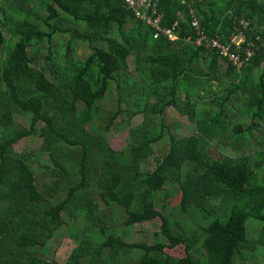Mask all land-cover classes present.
I'll return each mask as SVG.
<instances>
[{"label": "trees", "instance_id": "trees-1", "mask_svg": "<svg viewBox=\"0 0 264 264\" xmlns=\"http://www.w3.org/2000/svg\"><path fill=\"white\" fill-rule=\"evenodd\" d=\"M15 3L33 5L45 15L30 11L34 20L26 15L11 21L10 32L16 41L2 66L0 264H59L34 254L64 225L63 213L86 219L80 242L64 264H120L118 258L135 251V264H242L245 252L264 247V184L258 177L264 168V151L251 163L247 156L216 154L212 144L228 130L232 138L243 135L248 140L264 126V44L238 69L212 48L195 45L191 26L194 17L207 36L216 35L228 44L243 20L251 29L247 39L264 38V0H158L163 25L177 23L175 41L154 37L153 30L136 19L123 0H14L11 5ZM67 22L83 29L68 27ZM67 34L66 57L76 42L87 43L89 52L80 61L68 60L67 67L47 77L32 66L29 50L43 42L50 49L55 36ZM100 41L105 47L94 45ZM5 44L0 28V49ZM132 54L140 92L128 107L134 109L132 116L142 114L143 120L129 130L127 147L118 152L108 145L105 132L119 113L129 114L121 107L126 93L120 83L128 81ZM201 62L206 67L203 80L194 70ZM259 69L254 83L253 72ZM213 80L224 85L209 94L207 86ZM112 84L119 91L117 111L91 132L90 122L99 115L96 103ZM250 85L253 92L243 100L241 110L249 124H235L227 119L230 101ZM195 98L214 102L212 114L203 112L199 119ZM168 108L196 124L197 132L182 138L170 135L168 152L152 171L141 172L140 165L153 155V145L167 129L164 115ZM15 114L29 116L27 128H14ZM31 136L43 139L42 149L49 152L54 165V181L45 192L39 191L28 164L30 156L14 149ZM184 169L178 182V209L196 223L189 233L164 217L154 201L175 172ZM63 181L69 185L64 197L57 199ZM100 204L120 208L125 227L159 218V234L170 248L183 245L184 257L169 256L162 243H128L116 233L98 243L92 233L105 232L99 224ZM248 219L262 224L254 240L248 237ZM105 249L108 253L102 258Z\"/></svg>", "mask_w": 264, "mask_h": 264}, {"label": "rangeland", "instance_id": "rangeland-1", "mask_svg": "<svg viewBox=\"0 0 264 264\" xmlns=\"http://www.w3.org/2000/svg\"><path fill=\"white\" fill-rule=\"evenodd\" d=\"M14 0H0V28L3 32V35L6 38L5 46L0 49V95L3 93V86L1 84V72L2 66L5 62V59L8 55L11 45L16 41V38L12 36L10 32L11 21L20 20L24 16H29L28 13L31 11L34 15L40 14L45 15V13L39 10L33 5H28L26 3H13ZM192 1V0H190ZM12 6L14 8L12 9ZM5 10V14L3 10ZM38 11V12H35ZM7 15L8 21L5 20ZM32 20L35 19L34 16H29ZM131 22V21H130ZM68 27H76L80 30L83 29L82 25L75 24L73 22L66 23ZM69 38L67 35H57L52 42L50 49L48 48V43L43 42L35 48L29 50V55L32 59V66L36 69H39L44 72L47 77H51V74H57L59 69L67 67L69 64L68 60H82L85 55L89 52V47L87 43L76 42L72 51L69 52V56L64 55L66 42ZM95 46L105 47L104 42H95ZM50 53V60H47L46 57L48 52ZM129 69L126 72V77L128 81H122L120 83L124 96V102L122 103V109H128L129 114L119 113L117 117L113 120L110 129L105 132V139L108 145L114 151H123L128 144L129 130L132 127L139 125L143 120V115L139 114L132 116L131 112L134 109L128 107L131 103L135 102V99L139 95V86L140 81L137 73L135 71V61L134 55L128 59ZM194 70L198 71L199 79L203 80L205 77L202 75L206 72L205 65L201 62L194 66ZM261 72V70H255L253 72V81H257L256 77ZM130 83V87L126 83ZM223 81H211L207 86L209 94L212 92H218L223 86ZM253 92V85H250L247 88H244V91L237 96L233 97L230 101L229 116H227L230 121L235 124H249V120L244 118L241 114L242 102L247 100L249 94ZM119 91L116 89V85L112 84L110 89L106 92L105 97L102 101L96 103L98 108V116H93L91 120L90 131L94 132L95 129H99V125L104 118H107L108 115L117 111V97ZM209 96V95H208ZM206 96V97H208ZM198 104L199 109V119H201V114L203 112H208L212 114L214 110V102L208 100L204 101L194 99ZM206 113V114H208ZM164 121L167 126L165 133L162 139L153 145V155L142 165H140V171H152L157 163L163 158V156L168 152L170 141L169 136L172 135L175 138H182L194 135L197 132L196 124L190 122L186 116L181 115L174 108H168L165 111ZM29 124V116L22 114L14 115V128L21 129L27 128ZM43 124H39L38 127H42ZM264 126L261 125L258 130L254 131L252 138L248 139L241 135L240 138H232L231 131L228 130L223 136L217 135L212 144L214 146V153L221 156H228L232 158H238L247 156L251 163H254L257 158V153L259 151H264ZM43 139L39 136H31L24 138L14 145L16 153L27 154L30 156L28 161L29 166L31 167L36 183L39 187V191L45 192L48 185L54 181V176L52 171L54 165L50 158L49 152L42 149ZM80 147V146H79ZM63 152H66L63 148ZM264 167V166H263ZM185 169L181 173L175 172V175L172 177L171 181L167 182L161 191H159L154 198L155 208L164 216L170 218L174 224H178L180 227L186 230L187 233L196 229V223L192 221L187 215L179 212L178 204L180 200V190L178 186L179 177L184 173ZM258 177L260 182L264 184V168L258 171ZM74 180V179H73ZM68 183L63 181L61 186L63 191L57 194L55 197L62 199L64 197L65 189L68 187ZM47 193H45V196ZM97 201L96 197H93ZM101 214L99 213V218L101 219L100 225L104 226L105 232L92 233V238L94 240L98 239V243L101 240H105L108 235L112 233L119 234L124 240L128 243H146L153 245L156 243H162L166 247L164 252L173 258H182L184 257V246L179 245L174 248H170L169 242L164 240V238L159 234L161 227V220L159 218L142 223L135 224L131 227H125L123 225L124 213L120 208L115 207L114 205L105 206L104 204L99 205ZM197 221H200V215H195ZM62 219L64 225L59 228L52 236V238L46 242L44 247H40L35 251V256L45 260V261H55L59 264H64L70 253L75 247L78 246L79 240L82 237L84 226L86 224V219L83 215L79 216L76 219H73L68 213H63ZM246 228L248 231L249 239H256L262 224L258 223L253 219H248L246 222ZM108 249L102 251V258L107 256ZM124 255V254H123ZM126 256H121L118 258L120 264H135L138 258V252H131L125 254ZM246 261L242 264H264V247H256L254 251L245 252Z\"/></svg>", "mask_w": 264, "mask_h": 264}, {"label": "built area", "instance_id": "built-area-1", "mask_svg": "<svg viewBox=\"0 0 264 264\" xmlns=\"http://www.w3.org/2000/svg\"><path fill=\"white\" fill-rule=\"evenodd\" d=\"M123 2L127 9L133 11L136 19L141 20L153 30L154 37H166L170 41L177 39V23L171 26L163 25V15L158 9V0H123ZM191 26L194 29L195 45L212 48L219 55L226 56L238 69L254 55L256 49L264 44V38L259 36H250V39H247L246 33L251 29L243 20L234 28L229 36L228 44L221 43L216 35L207 36L199 28V23L194 17H192Z\"/></svg>", "mask_w": 264, "mask_h": 264}]
</instances>
